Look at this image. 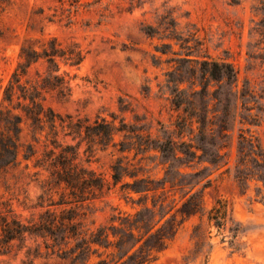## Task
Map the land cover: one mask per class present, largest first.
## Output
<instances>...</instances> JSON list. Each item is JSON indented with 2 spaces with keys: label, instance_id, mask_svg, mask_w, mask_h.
I'll use <instances>...</instances> for the list:
<instances>
[{
  "label": "rangeland",
  "instance_id": "rangeland-1",
  "mask_svg": "<svg viewBox=\"0 0 264 264\" xmlns=\"http://www.w3.org/2000/svg\"><path fill=\"white\" fill-rule=\"evenodd\" d=\"M149 24L154 33L146 32ZM51 36L63 43L75 41L85 53L78 66L63 65L73 76L71 94L47 98L57 111L91 118L116 111L130 121L138 115L155 136H163L167 128L179 141L182 134L204 146L207 156L221 153L213 163L198 156L169 160L157 150L135 157L134 150L122 153L113 145L90 154L86 144L81 145V158L109 181L112 164L123 154L133 162L159 155L142 160L145 174L162 177L170 164L173 170L195 172L181 174L183 186L171 192L180 198L198 182L192 191L203 192L204 207L184 219L150 264H264V0H0V103L22 47ZM163 43H168L166 53L157 50ZM206 55L232 61L239 80L233 91L229 84L221 86V101L211 95L205 102L195 98L214 116L215 134L201 139L189 128L180 133L184 110L173 102L168 72L183 78L180 86L188 91L201 88L199 64L186 57ZM217 86L211 82L212 89ZM238 88H251L252 95L236 99ZM243 135L259 147L242 141ZM173 170L171 174L178 173ZM120 184L89 210V220L105 222L116 206L136 209L121 197ZM41 192L40 184L26 173L15 187L0 186V193L13 197L23 217L45 207L39 204ZM223 202L228 211L219 226L211 215ZM29 244V253L26 246L0 252V264H72L44 246L36 250L32 240Z\"/></svg>",
  "mask_w": 264,
  "mask_h": 264
},
{
  "label": "trees",
  "instance_id": "trees-1",
  "mask_svg": "<svg viewBox=\"0 0 264 264\" xmlns=\"http://www.w3.org/2000/svg\"><path fill=\"white\" fill-rule=\"evenodd\" d=\"M145 30L155 32L151 24ZM38 41V45L28 43L22 47L21 59L3 88L0 186L15 187L26 173L40 184L39 204L45 207L23 217L16 210L13 197L0 193V252L8 253L15 247L26 246L29 253L32 240L36 250L44 246L52 253L69 258L72 264H150L168 247L184 219L204 207L203 192L192 191L198 182L180 198L176 191L171 192L183 186L181 174L195 172L181 168L173 170L170 164L165 174L157 177L145 174L141 162L159 155L148 154L133 162L123 154L112 164V181H109L81 158V145L85 143V151L90 154L99 147L113 145L122 153L134 150L135 157L157 150L169 160L198 156L213 163L221 153L207 156L204 146L183 139L182 134L179 141L167 128L163 129V136H155L147 121L138 115L130 121L116 111L94 118L57 111L47 103V98L54 94L59 97L71 94L73 76L63 65L78 66L85 53L77 42L63 43L56 36ZM166 45L168 43L158 45L157 50L166 53ZM186 58L199 64L202 87L193 91L181 87L184 79L173 76L174 70L168 72V84L173 102L184 110L178 122L180 133L189 128L202 139L206 134H215L214 116H210L208 109L198 106L195 98L205 102L211 95L221 101L220 93H224L221 86L229 84L233 91L238 85L239 71L232 61L209 55ZM212 81L218 84L214 89ZM251 91V88H238L234 92L236 99H243L251 96ZM228 110L229 105H225L224 113ZM117 134L121 135L120 140H116ZM242 141L252 148L259 147L246 135ZM200 147L202 153H198ZM23 160L26 162L21 168ZM172 170L178 173L171 174ZM127 177L132 180H125ZM119 183L121 197L136 209L129 211L116 206L105 222L89 220V210ZM227 211L223 202L222 206H215L211 218H216L215 223L221 226V218L226 219ZM23 262L32 264L31 260Z\"/></svg>",
  "mask_w": 264,
  "mask_h": 264
}]
</instances>
